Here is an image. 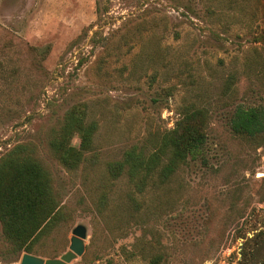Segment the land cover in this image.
<instances>
[{"label":"rangeland","instance_id":"obj_1","mask_svg":"<svg viewBox=\"0 0 264 264\" xmlns=\"http://www.w3.org/2000/svg\"><path fill=\"white\" fill-rule=\"evenodd\" d=\"M80 103L98 129L67 170L49 141ZM194 107L208 111L205 141L166 183L156 173L138 193L127 175L108 178V162L151 153ZM254 107L264 108V0H0V157L32 148L65 213L36 256L60 257L81 224L90 264H264V135L231 128L238 108ZM22 254L0 224V264Z\"/></svg>","mask_w":264,"mask_h":264},{"label":"trees","instance_id":"obj_2","mask_svg":"<svg viewBox=\"0 0 264 264\" xmlns=\"http://www.w3.org/2000/svg\"><path fill=\"white\" fill-rule=\"evenodd\" d=\"M84 106L80 103L68 109L49 141L51 155L67 170H76L94 149L98 122L86 119ZM207 119L208 111L204 107L185 110L175 127L161 134L154 151L147 154L131 148L120 159L108 162V178L116 180L127 175V182L138 193L147 188L156 173L166 183L188 155L199 153L205 141ZM231 128L242 136L264 135V108H238ZM74 138L78 144L72 143ZM107 194L102 192L100 206L108 202ZM128 199L140 206L133 196L128 195ZM128 208L125 205L123 210ZM64 214L52 174L32 148L18 144L0 157V224L15 253L40 255V240L58 226ZM87 250L81 256L84 264H90ZM158 262L156 259L152 264Z\"/></svg>","mask_w":264,"mask_h":264},{"label":"water","instance_id":"obj_3","mask_svg":"<svg viewBox=\"0 0 264 264\" xmlns=\"http://www.w3.org/2000/svg\"><path fill=\"white\" fill-rule=\"evenodd\" d=\"M87 230L84 225H77L72 230L70 245L68 251L58 258H42L33 254L23 253L19 264H71L77 257H81L85 252V243Z\"/></svg>","mask_w":264,"mask_h":264}]
</instances>
